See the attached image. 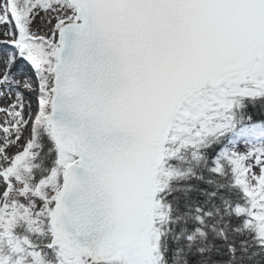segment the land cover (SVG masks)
<instances>
[{
    "label": "snow or ice",
    "instance_id": "obj_1",
    "mask_svg": "<svg viewBox=\"0 0 264 264\" xmlns=\"http://www.w3.org/2000/svg\"><path fill=\"white\" fill-rule=\"evenodd\" d=\"M0 101V264H264V0H0Z\"/></svg>",
    "mask_w": 264,
    "mask_h": 264
},
{
    "label": "rangeland",
    "instance_id": "obj_2",
    "mask_svg": "<svg viewBox=\"0 0 264 264\" xmlns=\"http://www.w3.org/2000/svg\"><path fill=\"white\" fill-rule=\"evenodd\" d=\"M8 101H0V106H7ZM4 122V114L0 113V124H2ZM3 133L2 131H0V136H2ZM15 151V149H13V152Z\"/></svg>",
    "mask_w": 264,
    "mask_h": 264
}]
</instances>
